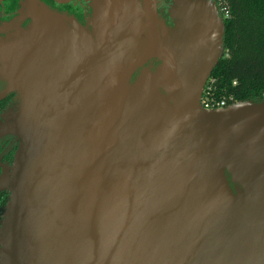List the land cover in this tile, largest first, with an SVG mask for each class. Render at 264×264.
Instances as JSON below:
<instances>
[{
  "label": "water",
  "instance_id": "1",
  "mask_svg": "<svg viewBox=\"0 0 264 264\" xmlns=\"http://www.w3.org/2000/svg\"><path fill=\"white\" fill-rule=\"evenodd\" d=\"M119 7L94 39L35 12L2 50L0 264H264V100L200 105L214 3L172 0L162 38L153 0Z\"/></svg>",
  "mask_w": 264,
  "mask_h": 264
},
{
  "label": "flooded vegetation",
  "instance_id": "2",
  "mask_svg": "<svg viewBox=\"0 0 264 264\" xmlns=\"http://www.w3.org/2000/svg\"><path fill=\"white\" fill-rule=\"evenodd\" d=\"M126 1L128 0H0V57L3 55L2 50L5 46L17 42L29 30L33 20L32 15L35 12H48L63 22L68 28L80 29L89 38L94 39L95 31L111 17V11L115 14V11L120 8L119 6ZM147 1L132 0V2L139 4L141 7ZM153 1L158 35L162 38L161 27L169 32L175 25V21L170 18L172 0ZM159 64L160 61L158 59H152L144 67L153 69ZM6 90L7 84L0 77V96ZM17 102L18 95L16 93L5 94L0 99V122H3L8 113L14 110ZM19 144L20 142L12 137H5L0 140V176L3 174V168L9 169L13 165ZM14 145H16V150L11 153ZM3 215L4 213L0 215V224Z\"/></svg>",
  "mask_w": 264,
  "mask_h": 264
},
{
  "label": "trees",
  "instance_id": "3",
  "mask_svg": "<svg viewBox=\"0 0 264 264\" xmlns=\"http://www.w3.org/2000/svg\"><path fill=\"white\" fill-rule=\"evenodd\" d=\"M222 55L205 87L216 101L264 100V0H224ZM235 83V85H233ZM16 150L12 147L11 153ZM9 193L0 194V215L5 212Z\"/></svg>",
  "mask_w": 264,
  "mask_h": 264
},
{
  "label": "built area",
  "instance_id": "4",
  "mask_svg": "<svg viewBox=\"0 0 264 264\" xmlns=\"http://www.w3.org/2000/svg\"><path fill=\"white\" fill-rule=\"evenodd\" d=\"M210 1L214 3L220 19L222 21L228 19V17H229L228 16V10H227V6H226L224 0H210ZM233 85H235V83H233ZM208 91H209V88L207 89L206 92H204V89H203V92H202V95L200 98V105H201L202 109H204L205 111L221 110V109H225V108L232 106L235 103H237L234 100H232V98L221 99L219 101H216L213 98L209 97Z\"/></svg>",
  "mask_w": 264,
  "mask_h": 264
}]
</instances>
